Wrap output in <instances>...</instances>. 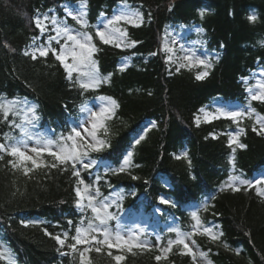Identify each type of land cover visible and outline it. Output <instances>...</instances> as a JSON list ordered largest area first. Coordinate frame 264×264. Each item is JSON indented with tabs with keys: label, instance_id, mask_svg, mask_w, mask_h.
Segmentation results:
<instances>
[{
	"label": "trees",
	"instance_id": "1",
	"mask_svg": "<svg viewBox=\"0 0 264 264\" xmlns=\"http://www.w3.org/2000/svg\"><path fill=\"white\" fill-rule=\"evenodd\" d=\"M67 3L80 5V0H0V98H27L38 105L40 131L48 127L65 134L74 121L86 118L80 111L82 104L90 107L99 100H114L113 115L104 121L107 133L103 128L101 132L110 147L90 154L101 162L81 172L85 182L94 184L99 174L98 186L104 196L123 195L121 203L126 210L160 207L164 216L179 221L183 231L192 230L195 221L191 212L199 210L201 221L216 225L217 234L223 233L215 241L205 234L193 235L213 264H264V196L255 188L241 186L233 191L224 187L232 174L254 179L264 171V134H260L255 116L241 119L239 124L228 118L199 126L195 122L199 110L216 101H240L245 107L251 104L264 116V102L251 101L241 81L264 64V0H87L86 30L91 32L100 23L102 12L111 17L120 4H130L144 13L139 27L122 23L129 39L138 42L135 47L122 49L94 39L98 51L93 58L101 75L111 77L88 91L67 79L52 53L37 60L24 55L33 38L40 37L33 23L37 11L61 12ZM253 14L255 23L248 19ZM191 23L202 26L210 52H218V58L212 55L213 66L202 80L196 79L202 67L177 71L170 67L162 49L169 25ZM69 24L79 28L72 19ZM124 58H130L131 63L121 70ZM150 120L156 121V126L146 129ZM241 129L240 142L247 147L237 148L233 172L229 132ZM8 131L0 123V142ZM141 133L144 139L134 144ZM129 151L133 153L131 166L123 173L109 172L106 165L118 168ZM12 159L4 155L0 160V229L15 254V263L80 264L79 252L68 247L82 215L75 206L77 178L70 166L45 153L37 158L40 166L25 175L22 168H12L8 163ZM53 163L57 166L52 167ZM27 165L32 167L31 162ZM161 196L176 206L161 204ZM205 203L207 210H203ZM65 232L69 238L61 248L53 237H63ZM156 236H144L150 241L148 248L128 251L100 246L97 253L93 246L86 255L91 264H117V255L123 257L119 264H193L181 246L161 251L175 233L162 230L158 245ZM85 247L77 246L80 251ZM0 264L13 263L3 256ZM196 264H201L198 259Z\"/></svg>",
	"mask_w": 264,
	"mask_h": 264
},
{
	"label": "snow or ice",
	"instance_id": "2",
	"mask_svg": "<svg viewBox=\"0 0 264 264\" xmlns=\"http://www.w3.org/2000/svg\"><path fill=\"white\" fill-rule=\"evenodd\" d=\"M148 15L150 17L151 13L149 12ZM204 15L205 11H200V16L203 17ZM86 16L87 0H80V7L76 9H70L65 5V19H58L56 16L41 14L37 11L33 17L35 27L39 29L41 35L46 32L51 33L52 31H54V35H47L46 43H37L39 37H34L33 43L30 46L31 50L26 49L24 52V55L29 56L32 60L46 58L51 52L65 69L67 79L77 84L82 91L96 89L101 84L108 82L111 77V74L109 76L101 75L98 62L93 58L94 53L98 51L94 39L98 37L99 41L103 44L113 45L117 48H133L138 42L130 40L127 30L117 25L124 23L139 27L144 23V13L127 3H124L121 8L117 9L111 17L106 16L102 12L100 14V23L95 26L94 32L86 30L88 28ZM69 17L79 25V28H75L67 23V18ZM248 19L250 22L255 23L257 16L253 14ZM49 25H51V28ZM61 40H63V43H61ZM53 41L59 45V49L52 47ZM11 50L14 51V49ZM164 51L172 52L174 49L165 44ZM152 55H156V53H152ZM194 56V53L186 54L183 60L187 61L188 64L195 62L197 65L204 66L205 69L212 67L210 59L196 57L194 61ZM168 59L170 61L172 57L169 56ZM126 66L127 58H125V63L120 66L121 70ZM186 66V64L180 63L176 70L179 71L180 68ZM73 73L77 74L75 78L73 77ZM208 74L207 71H203L197 74L196 79L202 80ZM258 75L264 77V69H261ZM241 79L245 84H248L247 78L242 77ZM246 91L251 101L264 102V79H258L255 87L249 86L246 88ZM100 99L104 98L101 97ZM111 105L113 107L117 106L114 100L111 101ZM113 107L106 105L97 111L88 107L87 104H82L80 111L86 114V118L74 121L70 125L69 131L65 134L64 132L57 133L54 129L37 131L36 129L40 120L38 105L29 102L27 98H0V123H4L10 129V131L4 133L3 140L0 142V160L4 159V155L12 157L13 159L8 161L12 168H22L23 173L27 175L33 168L40 166L37 158L47 153L55 161H58L59 164L70 166L72 175L77 178V184L74 188L76 197L75 206L82 215L79 226L75 227V235L71 237L73 242L68 247L73 253L79 252L80 264H91L86 253L90 252L93 246L97 253L101 251L100 246H107L110 249L124 247L128 251H131L133 248L144 249L150 247V241L142 238L146 235V229L139 226L129 227L121 223V216L127 211L121 203L124 198L123 195L115 197L104 196L98 186L101 178L99 174L95 175L94 184H87L81 177L82 171H90L99 163L90 154L100 153L105 148L110 147L107 140L98 138L97 130L103 128L105 133H107L104 121L113 115ZM199 111L204 113L205 120L226 117L237 124H239L241 119H250L255 116V124L259 125L260 134H264V116L257 114L251 104L239 109L221 105L211 112L205 108H201ZM195 122L197 126L201 123L199 115L195 117ZM152 126L155 127V124L153 123ZM257 130L254 126L253 131ZM240 131L243 132V129ZM82 133H86L88 138L86 139ZM239 137L240 133H237L230 135L228 140V147L232 152L231 164L233 172H235L236 168L235 153L237 148L243 149L247 147L240 142ZM143 139L144 134L141 133L134 138V144L138 145ZM29 152L33 153L35 158L33 155H29ZM132 155L133 153L129 151L118 168L106 165L108 171L112 174L125 172L131 166ZM184 156L186 158L187 154L185 153ZM27 162H31L32 167H28ZM51 166L56 167L57 165L53 163ZM132 178L138 179L135 176ZM241 186H246L245 190L255 188L259 196H264V172L254 179L242 178V173L240 175L232 174L224 184V187L233 191L239 190ZM159 201L164 205L170 204L173 207L176 206L174 201L164 196L159 197ZM113 205L116 208L115 212L110 211ZM207 207L208 205L205 203L203 210H207ZM89 210L91 212L90 216L88 215ZM154 211L162 213L163 210L157 208ZM191 219L195 221L191 231H183L179 227H170L168 229L170 233H175V238L167 239L166 246L161 251L170 252L174 245L181 246L183 250H186V254L190 255L193 264H196L197 253L189 246V242L195 245V241L191 240V237L200 232L201 234L210 236L215 241L223 233L217 234L214 232L215 225H203L199 210L191 212ZM69 224H72V221H69ZM48 235L51 234L48 233ZM53 238L62 248L69 236L65 232L63 233V238L61 235H56ZM156 243L157 245L161 243L159 235L156 236ZM78 245H86V247L80 251L77 248ZM61 254L66 255L67 253ZM199 256L206 259V255L203 252H200ZM2 257L3 253L0 252V258ZM122 259L123 257L120 255L114 257L117 264ZM156 259L159 261L161 257L157 256ZM208 264H211V262L209 261Z\"/></svg>",
	"mask_w": 264,
	"mask_h": 264
},
{
	"label": "rangeland",
	"instance_id": "3",
	"mask_svg": "<svg viewBox=\"0 0 264 264\" xmlns=\"http://www.w3.org/2000/svg\"><path fill=\"white\" fill-rule=\"evenodd\" d=\"M66 5L70 9H76V8L80 7L79 4H75V5L66 4ZM122 5L123 4H120L115 9V11L117 9L121 8ZM128 5H130V4H128ZM62 13L64 16L59 11L53 9L47 13H41V14H48L49 16H56L58 19H65V5L63 6ZM67 23H69L68 18H67ZM129 25H131V24H129ZM117 26L122 27V23L120 25H117ZM49 27L51 28V25H49ZM49 34L54 35V31H52L51 33L46 32L43 35L40 34V37H39V40L37 41V43H46V38H47V35H49ZM204 36H205V31L202 29V27L199 24H190V25L180 24V25H170L169 27H167V29L165 31V36H164L163 51H164L165 44H167L170 48L174 49V51H172V52L164 51V53L166 55V60L169 63L170 67L171 68L179 67L180 63H184L187 65L186 67L192 68V69H197L199 67H202L203 70L200 73H202L203 71H207L209 73L210 68L205 69L204 66L197 65V64H195V62H193L192 64H188L187 61L183 60V57L186 54L194 53L195 54L194 61H195L196 57L208 58V59H210V62L213 66L212 58H211L212 54L209 50L207 43L205 42ZM128 38H129V36H128ZM61 43H63V40H61ZM52 47L59 49V45H57L55 43V41H53ZM122 49H127V48H122ZM27 50H31V48L29 47ZM213 55H216V57H218V53H216V54L214 53ZM169 56L172 57V59L170 61L168 59ZM124 63H125V58L121 61V65H123ZM130 63H131V59L127 58V66L126 67H128L130 65ZM261 69H264V65H258V68L256 70H254L249 77H246L248 79V84H245V82L243 81L246 88L249 86L255 87L258 79H264V77L258 75L260 73ZM73 75H77V74L73 73ZM106 105L113 107L111 105V103H109L108 101L99 100V101L93 103L92 105H90V108L98 111L101 107H104ZM221 105H224V106H227V107L233 108V109H239V108L245 107V105L241 102L225 103L222 101H216L212 105V107L207 106L204 108L207 111L211 112V111H214L217 107H219ZM259 115H261V114H259ZM199 116L201 117V122H210V121L215 120L214 118H209L208 120H205L204 113H201V112L199 113ZM220 118H226V117H220ZM153 123H154L153 121H149L146 125L150 128V127H153L152 126ZM36 130L40 131L38 129V127ZM47 130L48 129H46L45 131H47ZM102 131H103L102 128L97 130V136L100 139H102V135H101ZM237 133L241 134L242 132L240 130L239 131H231L229 134L234 135ZM82 135L85 136L86 139L88 138L86 133H82ZM28 154L35 156L31 152H29ZM164 181L166 184L170 185V182L168 180H164ZM117 195L118 194H114L111 197H115ZM157 208L161 209L160 207H156L154 209H157ZM154 209H152L151 211L127 210L121 216V223H123L129 227L139 226L140 228L146 229V234H152V235H158L159 231H161V229L168 230L170 227L181 228L179 221L177 219H175L173 217H169V216H164L163 211H162V213L161 212H155ZM110 211H113V212L116 211L115 205H113V207L110 209ZM202 224L206 225V226L214 225V224H206L204 221H202ZM215 229L216 228H214L213 231ZM197 233H200V232H197ZM142 238H144V237H142ZM191 240H194L193 236L191 237ZM189 246L192 247L193 251L197 253V259L199 260V262L201 264H208L209 261L211 262V264H213L212 261L209 259L207 253L202 250V248L197 244L196 241H195V245H193L191 242H189ZM0 252L3 253V256L5 258L10 260L13 264H16L15 263V254H14L12 248L6 242L4 231L1 229H0ZM200 252L205 253L206 259L199 256Z\"/></svg>",
	"mask_w": 264,
	"mask_h": 264
}]
</instances>
